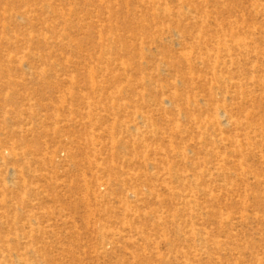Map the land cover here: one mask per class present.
<instances>
[{"label": "rangeland", "instance_id": "rangeland-1", "mask_svg": "<svg viewBox=\"0 0 264 264\" xmlns=\"http://www.w3.org/2000/svg\"><path fill=\"white\" fill-rule=\"evenodd\" d=\"M0 264H264V0H0Z\"/></svg>", "mask_w": 264, "mask_h": 264}]
</instances>
